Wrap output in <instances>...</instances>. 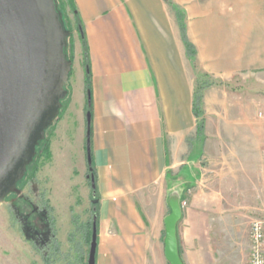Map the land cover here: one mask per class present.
Returning <instances> with one entry per match:
<instances>
[{
  "label": "crops",
  "instance_id": "crops-1",
  "mask_svg": "<svg viewBox=\"0 0 264 264\" xmlns=\"http://www.w3.org/2000/svg\"><path fill=\"white\" fill-rule=\"evenodd\" d=\"M172 2L182 13L168 0H73L76 19L68 16L75 27L69 99L70 105L77 101L78 159L87 180L86 107L90 114L95 264H169L165 220L176 204L182 264H223L234 244L248 264V234L244 244L237 241V225L223 218L222 192L207 172L215 142L230 137L216 134L210 123L241 117L230 106L241 103L240 95L232 96L227 86L255 72L254 85L264 89V0ZM180 24L194 47L193 60ZM199 74L212 82L202 90V114L196 116ZM246 85L238 81L235 87ZM254 146V152L244 149L258 170L263 148ZM50 154L55 160V147ZM258 179L254 184L261 185ZM60 225L56 238L65 243L72 229ZM88 242L75 264H87ZM46 264L61 263L52 254Z\"/></svg>",
  "mask_w": 264,
  "mask_h": 264
},
{
  "label": "rangeland",
  "instance_id": "rangeland-1",
  "mask_svg": "<svg viewBox=\"0 0 264 264\" xmlns=\"http://www.w3.org/2000/svg\"><path fill=\"white\" fill-rule=\"evenodd\" d=\"M168 4L173 10L182 13L172 0H168ZM233 11L234 9L231 10ZM65 12L68 19L71 13L68 9H65ZM68 23L74 31L75 27L70 20ZM257 78L255 72H247L240 76V79H235L233 85L227 86L226 90L232 96L240 95L238 98L241 103L235 106L234 102H231L230 105L232 112L239 110L241 113L238 120L210 123L213 124L211 130L216 134L221 131L220 133L224 132L230 137H223L221 141L216 138L218 141L215 142L207 176L216 182V189L222 192V207L225 211L222 216L230 222L235 221L238 230L236 239L242 244L246 240L245 233L249 234L251 221L264 217V89L254 85L258 84ZM238 81H246V87L242 89L235 87ZM198 82L199 87L203 86L198 89L202 97V90L212 80L206 75L199 74ZM67 89L70 91L69 83ZM70 101L68 99L65 102V109L53 129L48 132L46 144L37 151L35 164L28 168L27 176L23 181L25 188L21 193L20 210H14L11 203L7 202L8 199L0 207V264H44L37 256L35 257L31 249V246L33 247L31 242L35 240L29 232L30 228L27 227H31L34 222L31 219L32 210H35L37 205L40 207L37 204L38 198L39 203L44 206L48 200L51 202L50 211L53 212L48 214L53 213L51 219H54L55 227L58 224L69 226V219L81 217L84 222L91 217L92 200H95V197L93 193L91 195L90 180H87L84 174V164L78 159L79 124L75 103L77 101L75 99L71 105ZM88 104L87 98L86 105ZM85 113L86 119L88 112ZM200 114H202L201 103ZM197 124L203 130L205 121L202 117ZM199 132L201 134V130ZM255 143L263 148L258 170L253 169L254 160L249 158V154L247 155L244 149L247 146L249 150H253L256 147ZM52 147L56 149L55 160L50 154ZM84 150V159L87 163L86 148ZM222 150L224 154L221 153ZM34 166L35 170H33ZM27 177L29 182L26 180ZM258 178L262 180L261 185L254 184L256 180L258 182ZM22 228H27L28 231L24 233ZM230 253L223 264H243L238 245L234 244Z\"/></svg>",
  "mask_w": 264,
  "mask_h": 264
},
{
  "label": "water",
  "instance_id": "water-1",
  "mask_svg": "<svg viewBox=\"0 0 264 264\" xmlns=\"http://www.w3.org/2000/svg\"><path fill=\"white\" fill-rule=\"evenodd\" d=\"M63 15L56 0H0V207L19 195L18 183L59 117L68 95L72 62ZM86 154L91 165L87 113ZM95 189L93 175L88 176ZM176 204L165 220V256L182 264L175 239ZM95 219L87 264H95Z\"/></svg>",
  "mask_w": 264,
  "mask_h": 264
},
{
  "label": "flooded vegetation",
  "instance_id": "flooded-vegetation-1",
  "mask_svg": "<svg viewBox=\"0 0 264 264\" xmlns=\"http://www.w3.org/2000/svg\"><path fill=\"white\" fill-rule=\"evenodd\" d=\"M24 179L17 185L18 189H20V194L7 196L3 203L5 204L8 199L7 202L11 203L13 209L17 211H19L21 208L19 203H21L22 201L20 199L22 197L21 193L25 188V184L23 183ZM26 180L29 182L28 177L26 178ZM9 197H12V199H9ZM37 204H39L40 207H38L37 205L36 209L32 210L31 215V219L34 222L31 227L27 226L28 228H30L29 232L31 233L32 238L35 240L31 242L33 245L32 248L34 250L35 256H37L39 260L44 264H46L47 262L48 255L52 256V254H54V257L58 263L68 264L71 262L75 264L81 252L82 243H86V240L88 242L87 238H90L88 242V244H90L95 216L92 214L90 219L85 220L84 222L81 220V217L75 218L76 220L69 219L68 225L72 230L67 234L65 243H61L58 242L56 238V227L54 226V219H51L53 213L48 214L49 212H53L52 210L50 211V209H52L51 202H49L48 200V202L44 206V204L41 205V202L39 203L38 198ZM92 204L93 207L91 209L94 211L95 200H92ZM22 229L24 233L28 231L27 228ZM88 229L89 234H87ZM86 234L89 237H87Z\"/></svg>",
  "mask_w": 264,
  "mask_h": 264
},
{
  "label": "trees",
  "instance_id": "trees-1",
  "mask_svg": "<svg viewBox=\"0 0 264 264\" xmlns=\"http://www.w3.org/2000/svg\"><path fill=\"white\" fill-rule=\"evenodd\" d=\"M57 3H58V9L59 11L62 13L63 15V20H64V25H65V28L71 33L69 39H68V49H67V55H68V59L72 62V54H71V38H72V28L69 26V23H68V19H67V15H66V12H65V9H68V11L70 13H72L76 19V15H75V7H74V4H73V0H56ZM78 27H80L78 25ZM180 28H181V32H182V37H183V41H184V44L186 46V49H187V53H188V56L193 60L194 59V47L192 46V44H190V42L187 40L186 38V35H185V27L183 24H180ZM88 75L86 77V87H87V82H88ZM87 91H88V87H87ZM69 99V92H68V95L66 97V99L64 100L63 102V107L61 109V112L59 114V117L62 113V111L65 109L66 107V104L65 102L68 101ZM200 103H201V96H200V93L199 91L196 92V97L194 99V104H193V110H194V114L196 116H200ZM86 111H88L87 107H86ZM59 117L56 119V121L54 122V124L52 125V127H50L47 131V134H46V139L40 143L39 147H38V150L41 149L47 142V135H48V132L51 131L53 129V127L55 126V123L58 121ZM200 126H198L199 128ZM201 130L202 132V128L198 129V131ZM38 156V155H37ZM35 161L32 163V164H35ZM31 164V165H32ZM30 165V166H31ZM33 170H35V166L33 168ZM32 175V174H31ZM87 175L90 176L92 175V170H91V167L88 166V170H87ZM33 176V175H32ZM90 238H88V241H89Z\"/></svg>",
  "mask_w": 264,
  "mask_h": 264
},
{
  "label": "built area",
  "instance_id": "built-area-1",
  "mask_svg": "<svg viewBox=\"0 0 264 264\" xmlns=\"http://www.w3.org/2000/svg\"><path fill=\"white\" fill-rule=\"evenodd\" d=\"M248 238V264H264V217L251 221Z\"/></svg>",
  "mask_w": 264,
  "mask_h": 264
}]
</instances>
